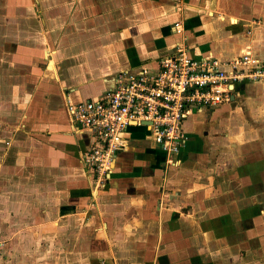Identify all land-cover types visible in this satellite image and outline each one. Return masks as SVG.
<instances>
[{
  "label": "crops",
  "instance_id": "0c3cea01",
  "mask_svg": "<svg viewBox=\"0 0 264 264\" xmlns=\"http://www.w3.org/2000/svg\"><path fill=\"white\" fill-rule=\"evenodd\" d=\"M5 1L15 85L0 108V227L60 228L38 240L63 244L65 264H264V80L195 109L172 162L148 127L129 125L97 191L80 160L89 138L65 109V95L96 99L180 41L195 59L264 62V0Z\"/></svg>",
  "mask_w": 264,
  "mask_h": 264
},
{
  "label": "built area",
  "instance_id": "2783aa9c",
  "mask_svg": "<svg viewBox=\"0 0 264 264\" xmlns=\"http://www.w3.org/2000/svg\"><path fill=\"white\" fill-rule=\"evenodd\" d=\"M174 26L182 32L180 23ZM259 79L264 80V62L249 53L228 60L195 59L180 41L155 66L144 64L118 72L114 86L96 99L74 101L65 95L71 128L89 138L80 160L93 190L106 186L114 157L125 146L122 134L129 125L148 127L172 162L187 144L184 122L195 109L228 102L234 84Z\"/></svg>",
  "mask_w": 264,
  "mask_h": 264
},
{
  "label": "rangeland",
  "instance_id": "374dc122",
  "mask_svg": "<svg viewBox=\"0 0 264 264\" xmlns=\"http://www.w3.org/2000/svg\"><path fill=\"white\" fill-rule=\"evenodd\" d=\"M4 2L6 1L0 0V12L11 7L10 3ZM6 16L12 17L9 11ZM12 22L13 18L4 20L0 17V108L10 106L6 98L2 101L4 98L2 95H4L3 92L10 90L9 87L15 85L6 80V76L12 73L11 67L9 65L7 66L6 62V55H8L7 49H12L15 39V36L10 34L12 31L10 29ZM26 25V21H24L20 27H26ZM28 27L29 26H27V28ZM21 91L24 93L25 89ZM9 101L11 102L10 98ZM0 112V118H2L3 111ZM12 121H15V118H13ZM149 133L152 136L151 131H149ZM37 220L40 221L38 217ZM38 221L36 222L38 223ZM4 223L6 226L10 221L4 220ZM20 223L26 222L20 220ZM33 225L34 221L31 222L30 226L23 225L19 228L13 227L12 229L11 227H0V231L3 229L4 234L3 239H0V264H65V262L68 261L64 259L65 253L61 250V248L63 249V244L44 242L41 241L42 239L38 240L42 235L59 234L60 228H47ZM30 236H33V239L28 242ZM13 239L15 240L14 242H12Z\"/></svg>",
  "mask_w": 264,
  "mask_h": 264
}]
</instances>
